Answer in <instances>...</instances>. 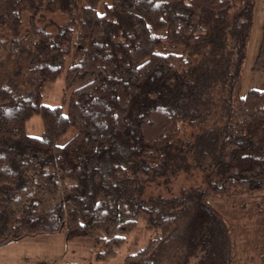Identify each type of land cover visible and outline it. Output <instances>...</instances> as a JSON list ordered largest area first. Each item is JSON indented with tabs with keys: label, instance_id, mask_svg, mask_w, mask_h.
Returning a JSON list of instances; mask_svg holds the SVG:
<instances>
[{
	"label": "trees",
	"instance_id": "obj_1",
	"mask_svg": "<svg viewBox=\"0 0 264 264\" xmlns=\"http://www.w3.org/2000/svg\"><path fill=\"white\" fill-rule=\"evenodd\" d=\"M41 3L67 14L65 25L19 34L25 10L32 20ZM253 11L254 0H0V31L21 35L33 77L29 92L14 93L16 80L0 76V143H9L0 193L10 194L12 215L0 245L61 232L89 240L103 260L142 223L151 236L122 264H160L185 202L203 203L225 228L208 199L264 189V89L239 92ZM253 65L264 74V21ZM60 78L59 102L44 103ZM216 90H225L218 109ZM217 111L222 124L206 125ZM34 116L38 136L26 131ZM188 156L218 180L178 196L144 194L145 182L181 170ZM169 258L196 259L193 249Z\"/></svg>",
	"mask_w": 264,
	"mask_h": 264
},
{
	"label": "rangeland",
	"instance_id": "obj_2",
	"mask_svg": "<svg viewBox=\"0 0 264 264\" xmlns=\"http://www.w3.org/2000/svg\"><path fill=\"white\" fill-rule=\"evenodd\" d=\"M42 3L34 13L32 20H29L31 13L25 10L23 20L17 28L19 34L24 35L26 33L25 30L30 25H35L37 29L41 27L46 33L55 32L57 28L60 29L65 25L67 14L59 9L46 8ZM263 21L264 0H254L250 35L240 70L239 92L241 95H244L250 89H264V74L253 69L260 43ZM17 31L6 28L0 31V76L15 79L17 87H14V91H12L14 93H24L26 87H30L27 89L29 92L33 86V77L27 72L30 66L21 63L25 51L30 50L27 49V46H25V49L19 47L18 41L21 39V35H17ZM12 43H16V46H12ZM62 81L63 78H60L55 85L48 86L49 93L43 98L44 103L53 105L56 101L57 103L59 102ZM227 88L226 86L225 89ZM224 93L225 90L222 93L220 90L215 91L213 102L217 103V109L221 104L219 98ZM215 108L216 106L212 109L211 115H213ZM217 112L213 118L210 116L209 119L211 120L206 125L215 124L220 126L222 124L223 119L222 121L220 120L222 118L220 111ZM191 127V125L189 128L187 127L188 130ZM41 130L42 123L38 116L32 117L27 122L26 131L29 135L38 136ZM17 146L14 145V147ZM7 148H9V143H6V145L4 141L0 143V153L6 151ZM185 162L186 165H184L186 167L182 165L181 170L171 173L170 176L156 174L149 182H145L147 186L144 194L157 195L161 192L162 196L167 198L174 192L178 196L180 192L182 193V190L187 192L191 187L193 189L199 188L201 183L204 182L206 184L208 180L212 183L218 180L216 174L213 173L214 169L198 166L196 161L189 156L185 159ZM9 195L0 193V241L8 227L12 225V215L9 207L11 199H9ZM185 203L186 212L184 218H182V227L171 237L168 243L164 244L168 245V250L165 249V246L164 249L163 247L160 248V252L163 254L161 258L174 264L169 257L175 255L176 260H178L183 249H193L196 259H190L188 264H222V258L226 257V250L229 244H233L234 248L229 253L230 255L227 256L224 264H241V259L244 260V264H261L260 256L264 253V189L253 197H249V195H226L209 198L207 203L218 212L221 224L225 228L217 223V219L210 216V210L203 203ZM206 217L211 219L205 220ZM142 226L143 224L141 223L137 231L127 236L124 245L118 250L116 256L112 258L99 260L96 258L95 249L89 240L72 239L68 241L63 233L58 232L56 234L47 233L29 236L0 245V264H64L66 262L122 264L127 254L144 245L147 237L151 236L150 233L148 235V232ZM191 243L194 248H191ZM197 250H200V252ZM201 256L202 259L205 258V262L201 261ZM197 258L200 263L195 262ZM160 260V264H167L166 261Z\"/></svg>",
	"mask_w": 264,
	"mask_h": 264
},
{
	"label": "crops",
	"instance_id": "obj_3",
	"mask_svg": "<svg viewBox=\"0 0 264 264\" xmlns=\"http://www.w3.org/2000/svg\"><path fill=\"white\" fill-rule=\"evenodd\" d=\"M231 252H232V251H231ZM231 261H232V259H231ZM241 264H244V260H242V259H241Z\"/></svg>",
	"mask_w": 264,
	"mask_h": 264
}]
</instances>
